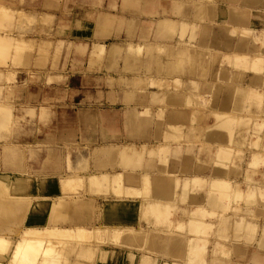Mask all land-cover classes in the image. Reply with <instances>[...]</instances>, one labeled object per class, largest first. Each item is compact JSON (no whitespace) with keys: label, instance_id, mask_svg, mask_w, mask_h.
I'll list each match as a JSON object with an SVG mask.
<instances>
[{"label":"crops","instance_id":"crops-1","mask_svg":"<svg viewBox=\"0 0 264 264\" xmlns=\"http://www.w3.org/2000/svg\"><path fill=\"white\" fill-rule=\"evenodd\" d=\"M35 1L26 0L18 9L0 7V180L16 198L4 204L6 209L25 213L21 222L0 219V233L17 239L20 227L28 226L92 231L91 241H64L75 243L76 256L88 258H72L71 264H90L94 258L93 264H264L262 234L240 228L236 235L228 232L235 222L242 224L241 216L235 220L227 210L222 196L228 192L211 184L192 187L194 178L226 179L224 167L208 164L206 156L198 165L197 149L180 142V132L192 138V132L208 129V142L219 140L225 147L229 143L220 130L235 125L240 151L247 150L253 127L264 138V61L262 69L257 62L264 57V0H76L72 10H66L65 0L32 6ZM42 51L48 54L41 56ZM199 51L220 52V62L198 58ZM230 55L252 56L246 59L250 70L230 76L225 62ZM204 61L228 73L218 78L210 71L199 79L196 68ZM231 81L238 94L255 100L252 107L234 106ZM135 83H144L142 96ZM196 83L205 98L219 88L214 92L218 101L210 106L213 114H199V122L196 110L182 102L196 96ZM126 98L137 101L121 102ZM24 114L28 119H21ZM6 149L21 152L15 159ZM252 150L250 168L264 163V139ZM144 156L154 158L153 164L132 171L133 161ZM239 178L243 184L250 176L244 170ZM233 189L244 195L248 186ZM177 195H185L186 203L175 204ZM158 200L164 206L155 211L151 204ZM170 205L187 208L188 215L170 217L173 234L150 236L145 246L154 226V219L146 222L145 216L166 210L167 219ZM252 210V225L263 227L264 205L253 204ZM179 224L184 227L178 229ZM128 229L141 233L140 250L130 233L122 234Z\"/></svg>","mask_w":264,"mask_h":264},{"label":"rangeland","instance_id":"rangeland-1","mask_svg":"<svg viewBox=\"0 0 264 264\" xmlns=\"http://www.w3.org/2000/svg\"><path fill=\"white\" fill-rule=\"evenodd\" d=\"M32 1H34V0H32ZM36 1L38 2L40 0H36ZM36 1L32 2V6L35 5ZM58 1L60 2L62 0H58ZM25 2H26V0H0V7H6L7 6V7H10L12 9H18V7H24ZM75 2H76V0H65L66 10H72L73 6L75 7ZM32 24H34V23H32ZM33 28H34V26L32 25V32H33ZM40 37H42V36H40ZM49 48L50 47H48L47 50ZM49 52H50V50H49ZM46 53L48 54V51L47 52L42 51L41 56H44ZM197 54H198V58H200L202 60H204V59L206 60V58H207V62H210V60H212L213 64L220 62V58H221L220 52H214V51L213 52H200L199 51V52H197ZM233 55L225 56V62H228L230 64V71H229L230 76L236 78L238 75H240V73H245V71L250 70L249 67L247 66V64H248L247 60H250V58L252 56L251 57L247 56V57L242 58V57H236ZM257 60H258L257 62H259L258 63L259 69H262L261 64H262V60L264 61V57L258 58ZM233 62L235 63L234 65H233ZM238 62L240 63L239 65L237 64ZM38 66H40V68L46 67V65L45 66L38 65ZM258 66H257V68H258ZM222 69H224V68H222V66H214V65L212 67H210L209 65L207 66L205 61L203 62L202 65L198 64V66L196 68L197 76L199 79L204 78L205 75H208V74L210 75L211 72L213 73L214 76H218V78L223 73H228V72H226V70L223 71ZM256 72L262 73L258 69ZM60 81H61V79L50 80L49 83L60 82ZM123 84H124V86L126 85V83H123ZM132 85L139 89L138 94L140 96H142L143 93H140V91L142 92V90H144V88H145L144 83H141L140 85H136V83H135ZM130 86L131 85L128 84V87H130ZM192 86L194 87V89L197 92L196 96L194 98H187V99L183 100L182 102H184L185 106L193 107L196 110L197 114L194 115V121L199 122L200 121L199 120L200 119L199 114L202 115L201 118H205V117L209 118L213 114V112L210 111V106L212 104H214L216 101H218V99H217L218 94L214 93V92L219 91V88H217L215 86L213 89V93H211L208 98H205L203 95L200 94V91L202 90V88H201L202 84L201 83H196V84H193ZM236 86L237 85L232 83V81L230 83H228V87L233 89L232 94H231V98L234 100V106H236L238 102H241L244 106L251 105L250 107H252V103L255 102V100L253 101L251 99V97L249 98V95L243 96L242 93L238 94V90L236 89L237 88ZM181 88L182 89L184 88V84H181ZM136 101H137L136 99L134 100V99H128V98L121 100V102H126L128 105L133 103V102H136ZM139 101L141 102L142 99H140ZM144 101L146 102V99H144ZM152 102L157 103V100L154 99V101H152ZM161 102L164 103V101H161ZM207 109H208V111H207ZM248 114H250V113H248ZM214 115L216 116V114H214ZM28 116H29V114L28 115L24 114L21 116V119L26 120V119H28ZM220 117H221V119H223L222 115H220ZM35 118H36L35 114L31 115V119H35ZM217 120H219L218 117H217ZM234 120H235V118L231 119V121H234ZM220 132H222L224 134L225 138L228 140V142H224L226 144L229 143L228 146H225V147L221 146L219 144V142H220L219 140H213V142H214L213 144L209 143L208 141H210V131L208 129H201V130H197V131L192 132V133H194V136L192 138L190 137L191 133L188 132L187 135H184V132H180L181 145L183 143H188V145L189 144L191 145L190 146L191 148L197 149L198 153H197L196 158L198 160V162H197L198 165L203 164L201 159L203 156H206V158H208L210 160L208 162V164L213 163L217 167H224L225 172H226V174H225L226 179L216 178V179L212 180V183H210V179L206 183V180L203 178H194V179H192V187L200 188V187H204L206 185L211 184L214 189L218 188L220 190L221 188H223L224 190H226V192H228L227 195L222 196L223 198H225V200H227V203H228L227 210L232 212V214L234 215L233 218L235 220L239 216H241L239 220L242 223L240 225H237L235 222L233 227L230 226L228 228V232H231V234L234 233L236 235V233H237L236 229L240 228L241 231L246 230L247 234L252 233V234L256 235V234L260 233L264 236V226L259 227L258 225H252V221H251V219L255 217V215H254L255 212H253V210H252V205L258 204L259 202L262 205H264V185H262L260 183V181H261L260 179H256L257 176H259V175H260L259 178H264V163H260L256 166L254 165L253 168H250V163H249V157L253 151L252 148L254 146H259L262 139H264V138L259 137L261 130H259L258 128H254V127L252 130L250 129V132L248 133V140H247L248 141V148L245 151H242V150L240 151L236 148V146H237V138H236L237 137V126L236 125L235 126H229L228 128H225L224 130H220ZM213 133H215V132H213ZM128 135L131 136V132H128ZM119 138H121V135L119 136ZM43 149H44L43 147H38L39 151H43ZM6 150L10 154L9 156L14 157L15 159L18 155H20V152H21L19 149H16V150H18V152L14 151L12 149H6ZM181 150H183V149H181ZM85 151L86 152L84 153V155H87V157H88L90 154V150L88 148H86ZM151 152L156 153V150L151 149ZM248 152L250 154H248ZM166 156H167V154H166ZM166 156L159 157L161 164H164L166 162V159H165ZM76 157L77 156H74L75 159H76ZM154 160H155L154 158L144 156L141 159V161H133V163L131 165L132 171L140 172L143 169H145V171H146L147 168L153 164ZM244 167H245V169H244ZM88 169H90V168L88 167L85 170H88ZM244 170L246 172V177L250 176V178H247L246 182L242 184V183H239L238 181L240 179L239 177L243 175ZM69 171H70L69 175L74 173V169L72 171V168L69 169ZM231 178H233V179H231ZM148 185H149V183L148 184L144 183V186H145L144 191L145 192H148L150 190V186L148 188ZM243 185L248 186V191L244 195L242 194L241 189H239V191L235 193L233 188H241ZM1 187H2L0 189L1 190L0 191L1 207L4 204H6L7 202L8 203L16 202L15 201L16 198L11 197L10 195L6 196L9 193H7L8 191H7V188L5 187V185L2 184ZM79 188L82 189V186H80V187L78 186V189ZM183 188L187 189L188 187H183ZM78 189L73 190V191L78 192ZM4 194H6L5 197L3 196ZM75 196L77 197V196H79V194L77 193V194H75ZM144 196H150V195H147L145 193ZM217 197L220 201L221 200L220 195H217ZM176 202L177 203L178 202L179 203H186V196L185 195H182V196L177 195L175 204H176ZM238 202L239 203L244 202L246 204V207L242 208V207L238 206L237 205ZM232 204H235V205L232 206ZM1 212L2 211H0V213ZM170 212H172V213L170 214L168 219H165L164 215H160V214L156 215L155 213L152 214V212H150L144 218L146 222L147 221L150 222L151 219H154V226L150 228L149 235L144 237V239H146L145 246H147V244H148L147 239L150 236L165 235L166 234L165 232H168L167 235L173 234L172 230L174 227H171L172 223L170 221V217H173V215H175L176 213H179V212H181L185 216L188 215V209L178 207V205H175V206L170 205ZM197 212H199V211H197ZM194 214H196V211ZM11 215L12 214H9L6 216L4 214V215H2V218L7 220V219H9L8 217H10ZM153 215H154V217H153ZM193 216H196V215H193ZM211 216H214V218H217L218 220L220 219V216L218 214L211 215ZM247 217L250 218V221L247 223L246 228H245V223H246ZM156 219H158V220L156 221ZM159 222H160V224H159ZM159 225L160 226L161 225H167V226H161V228L163 230L159 231L158 230ZM199 228H201V227H198L196 232H198ZM178 229H182V228L179 226ZM164 230H166V231H164ZM218 234L220 235V232H218ZM231 234H229V235H231ZM130 235L132 236V238L134 240L133 246L138 247V250H140L141 233H135L134 232V233H130ZM9 239L13 240V242H16V240L18 238L13 239L11 237ZM148 240H150V238ZM103 241H100L99 243L96 242V243L99 245L105 244L106 241L105 242H103ZM63 248H64L62 250L63 262L61 259V264H67V261H69V264H71L72 258H74V259H88L85 257L76 256V250L78 247L73 242L67 243L65 246H63ZM212 251H214V254H216L217 250L215 247H213ZM11 253L12 252L9 251L8 254L5 255L6 257L0 256L1 257L0 263L2 262L3 264H8L9 259L11 258ZM94 261H95V258H94ZM94 261L90 264H93ZM74 264H78V263L75 262Z\"/></svg>","mask_w":264,"mask_h":264},{"label":"bare ground","instance_id":"bare-ground-1","mask_svg":"<svg viewBox=\"0 0 264 264\" xmlns=\"http://www.w3.org/2000/svg\"><path fill=\"white\" fill-rule=\"evenodd\" d=\"M2 37V36H1ZM8 43V42H7ZM8 46V45H6ZM3 48V46H0ZM1 48V49H2ZM5 49V47H4ZM1 51V50H0ZM4 51V50H3ZM2 53V52H0ZM137 148L136 146H134ZM141 147V146H140ZM143 148V147H142ZM141 148V150H142ZM113 150V149H112ZM119 151V150H118ZM123 151V150H122ZM138 151V150H137ZM142 152V151H141ZM109 153V152H107ZM123 153V152H122ZM133 153V152H132ZM137 154V153H136ZM131 155V154H130ZM136 156V155H135ZM123 157V156H122ZM129 157V156H128ZM125 158V157H124ZM110 175V174H109ZM118 175V174H117ZM100 176V175H99ZM109 177V176H108ZM119 177V176H118ZM96 178V177H95ZM117 178V176H116ZM115 178V179H116ZM92 179V178H91ZM99 180V179H98ZM114 180V179H113ZM95 181V180H92ZM84 182V181H83ZM149 182V181H147ZM95 183V182H94ZM118 183H120L118 181ZM150 183V182H149ZM2 181L0 180V189L2 188ZM92 187V186H91ZM1 191V190H0ZM8 193V192H7ZM116 194V193H115ZM121 193L118 192V196H120ZM125 194V193H124ZM6 194L3 196L5 197ZM12 195V194H11ZM6 196H9L7 194ZM13 199V198H12ZM13 201V200H12ZM73 202V201H72ZM147 202H149L147 200ZM152 202V201H151ZM157 202V200L155 201ZM71 203V202H70ZM83 203V202H81ZM73 204V203H72ZM80 204V203H79ZM145 204V203H144ZM147 204V203H146ZM153 210L156 211L157 208H160L161 206H164L163 204L159 205V200L158 203H153L151 206H153ZM157 204V205H156ZM155 205L157 207H155ZM6 205H3L1 207L2 212L0 213V219H2V215H9L12 214L9 218H16L20 220V222L23 220L25 213H23V210H17V209H6ZM146 206V205H145ZM150 206V204H149ZM143 207V206H142ZM168 207V208H167ZM73 208V207H71ZM145 208V207H144ZM164 209V208H163ZM169 212V206H166V208ZM146 210V209H145ZM86 211V210H84ZM84 211H82L84 213ZM146 211H149L146 210ZM161 211V210H160ZM166 210L162 211V214L164 212V216L167 212ZM58 212V211H57ZM145 212V211H143ZM154 212V211H153ZM152 212V214H153ZM147 213V212H146ZM150 213V212H148ZM155 213V212H154ZM56 214V213H55ZM82 214V213H81ZM169 214V213H168ZM86 216V215H85ZM156 216V215H155ZM53 217V216H52ZM83 217V216H82ZM146 217V216H145ZM154 217V215H153ZM161 217V216H160ZM167 217V215L165 216ZM157 218V217H156ZM166 219V218H165ZM168 219V218H167ZM194 219V218H193ZM158 219H156L157 221ZM163 220V219H162ZM167 221V220H166ZM194 220H192L193 222ZM162 222V221H161ZM158 223V222H157ZM163 223V222H162ZM160 224V222H159ZM164 224V223H163ZM191 224V223H190ZM193 224V223H192ZM194 225V224H193ZM196 225V224H195ZM179 226H182L179 224ZM197 226V225H196ZM193 226V227H196ZM20 227V226H19ZM77 227V226H76ZM97 227V226H96ZM184 227V226H183ZM182 227V228H183ZM192 227V228H193ZM106 228V227H105ZM18 229V228H17ZM14 230V229H13ZM20 235L19 238L16 240V242H13V240H10L11 236H6L4 233H0V256L6 257L5 255L8 254L9 251H11V258L9 259L8 264H61V259L63 262V253L62 250L64 249L63 246H65V242L67 239L73 240H78V241H83V240H90L93 237V232L89 231L84 228H73V229H61V228H37V227H26L24 229H21L20 227ZM96 230V229H94ZM100 230V229H99ZM194 230V229H193ZM192 230V231H193ZM195 231V230H194ZM193 231V232H194ZM117 232V231H116ZM140 233L139 230L135 229H128L127 231H123L122 234L126 233ZM147 232V231H146ZM100 233V232H99ZM99 233H96L99 234ZM19 234V233H18ZM121 234V236H122ZM114 235V234H113ZM112 235V236H113ZM120 236V233L117 232L115 236ZM143 235V234H142ZM146 236V235H145ZM174 236V235H173ZM119 238V237H118ZM117 238V239H118ZM116 239V237L114 238ZM120 239V238H119ZM93 240V239H92ZM91 241V240H90ZM88 242V241H87ZM179 242V241H178ZM171 243V242H170ZM64 244V245H63ZM149 244V243H148ZM179 245V243H178ZM152 246V245H151ZM195 248V247H193ZM66 249V248H65ZM195 250V249H194ZM83 251V250H82ZM10 254V253H9ZM172 254V253H171ZM1 258V257H0ZM66 263V262H65ZM68 263V262H67ZM0 264H3L2 262Z\"/></svg>","mask_w":264,"mask_h":264}]
</instances>
